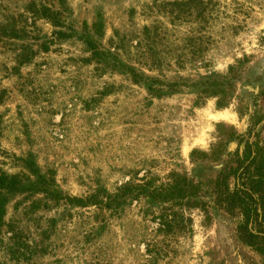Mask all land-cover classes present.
Returning <instances> with one entry per match:
<instances>
[{
  "label": "rangeland",
  "instance_id": "rangeland-1",
  "mask_svg": "<svg viewBox=\"0 0 264 264\" xmlns=\"http://www.w3.org/2000/svg\"><path fill=\"white\" fill-rule=\"evenodd\" d=\"M61 1L0 0V175L35 181L31 164L85 199L176 172L202 184L207 206L15 193L0 264H262L209 195L238 141L217 159L192 152L247 130L264 88V0Z\"/></svg>",
  "mask_w": 264,
  "mask_h": 264
},
{
  "label": "trees",
  "instance_id": "trees-1",
  "mask_svg": "<svg viewBox=\"0 0 264 264\" xmlns=\"http://www.w3.org/2000/svg\"><path fill=\"white\" fill-rule=\"evenodd\" d=\"M42 11L41 15L50 21H54V16H52L49 8L43 7ZM100 27L97 24L95 30L97 31ZM12 37H15V34ZM87 43L93 46L91 41ZM128 69L136 81V74L131 68ZM209 85L212 89L206 88V91L216 95L218 93L216 85L218 84ZM220 91L222 94L224 93L223 90ZM258 96L259 100L254 106L255 109L243 135H237L231 129L224 145L218 144L212 148L210 153L193 151L192 155L201 159H217L224 153V147L231 139L238 141L236 149L229 155L216 176L209 181V195L217 208L223 209L227 214L237 216L240 219L235 228L237 239L256 252L264 264V88ZM222 103L218 102V105L220 106ZM29 166L31 168H27L35 176V181H31L30 177H26L24 180V176L20 175H0V225L3 221L4 208L9 196L25 191L41 192L51 199H64L81 207L90 204L113 209L126 203L128 199L138 200L141 198H147L153 202L199 207L201 209H205L207 206L206 202L198 199L202 192V184L176 172L170 173L165 182L157 185L154 183V179L143 180L139 184L125 183L116 188L113 193L98 191L82 199L63 197L51 187L48 180L38 173L36 167L31 164ZM177 217L183 221L181 216L173 213V222ZM162 218L164 219V216ZM161 221V225L165 226V232L168 231L171 227V221ZM16 246L14 249L18 251L17 248L20 246Z\"/></svg>",
  "mask_w": 264,
  "mask_h": 264
}]
</instances>
